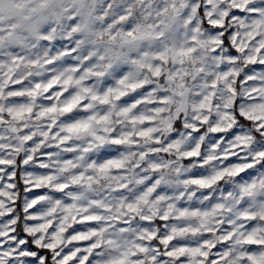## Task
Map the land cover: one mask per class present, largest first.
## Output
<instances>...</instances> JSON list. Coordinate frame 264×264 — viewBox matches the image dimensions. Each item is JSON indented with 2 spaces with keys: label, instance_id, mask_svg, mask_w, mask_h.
<instances>
[{
  "label": "snow or ice",
  "instance_id": "6c2138e0",
  "mask_svg": "<svg viewBox=\"0 0 264 264\" xmlns=\"http://www.w3.org/2000/svg\"><path fill=\"white\" fill-rule=\"evenodd\" d=\"M137 3L96 34L158 40L124 62L61 0L0 27V264H264V0Z\"/></svg>",
  "mask_w": 264,
  "mask_h": 264
},
{
  "label": "clouds",
  "instance_id": "9594fccd",
  "mask_svg": "<svg viewBox=\"0 0 264 264\" xmlns=\"http://www.w3.org/2000/svg\"><path fill=\"white\" fill-rule=\"evenodd\" d=\"M17 0H11L12 8L10 10L9 3H5L0 8V27L13 28L20 27L22 24L28 28L26 36L33 35V29L29 26V22L21 21L20 9L15 8ZM116 0H109V4L105 5L104 0H61L65 13L63 21L64 27H69V20L72 16H76V30L71 32V39L75 42L79 53L84 56H95L97 59L104 56L113 57V59H121L122 62L130 60L139 49L147 47H157L158 40L156 38L144 36L129 37L126 35L127 30L122 25L117 26L115 22H109L114 29L109 37L108 33H104L102 38L97 37V33L104 32L105 20L110 15L111 9ZM159 0H138L136 5L138 17L133 27L137 24L151 25L153 21L149 19L153 10L157 7ZM85 4L89 9L88 15H82ZM26 15V13H24ZM103 26V27H102ZM175 39V36L169 37ZM39 44V40H36ZM178 171L171 173L172 184H176L182 179L180 173H186L191 169V165L185 166L183 161L177 164Z\"/></svg>",
  "mask_w": 264,
  "mask_h": 264
}]
</instances>
